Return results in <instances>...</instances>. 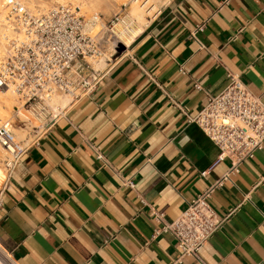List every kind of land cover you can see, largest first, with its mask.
I'll use <instances>...</instances> for the list:
<instances>
[{
  "label": "crops",
  "instance_id": "obj_1",
  "mask_svg": "<svg viewBox=\"0 0 264 264\" xmlns=\"http://www.w3.org/2000/svg\"><path fill=\"white\" fill-rule=\"evenodd\" d=\"M158 8L103 60L95 92L64 100L62 115L20 138L27 151L0 181V245L18 264H264V147L212 193L227 219L199 257L183 256L170 233L153 236L163 225L153 210L174 221L231 167L188 116L228 73L264 104V0Z\"/></svg>",
  "mask_w": 264,
  "mask_h": 264
},
{
  "label": "built area",
  "instance_id": "obj_2",
  "mask_svg": "<svg viewBox=\"0 0 264 264\" xmlns=\"http://www.w3.org/2000/svg\"><path fill=\"white\" fill-rule=\"evenodd\" d=\"M28 1L11 0L6 5L8 19L6 23L3 21V31L8 51L0 63V89L13 87L24 101L28 111L26 117L36 119L37 127L41 128L64 112L65 108L51 104L56 95L72 102L97 90L106 66L97 67L94 62L105 59L107 65L122 42L117 38L107 47L112 37L100 36L106 23L94 34L91 26L99 21L97 17L86 20L81 9L72 2H55L47 9H32ZM125 17L121 14L112 22L116 24ZM198 27L203 28V25ZM182 71L186 72L183 67ZM227 76L229 84L218 94H210L207 105L196 117L188 116V120L197 123L218 147L216 163L231 159L230 169L189 201L174 221L165 222V215L153 210L155 220L163 223L154 229L153 236L172 234L183 256L199 257L205 242L227 219L220 218L210 204L212 193L232 174L238 173L244 161L254 159L255 153L264 147L263 102L252 94L239 73ZM15 114L17 121L20 118L18 110ZM14 122L7 119L0 123V150H6L2 162L7 177L27 151L26 143L16 137ZM206 173L203 171L202 175ZM127 184L135 188L132 180ZM3 185L0 187V210L4 203ZM142 201L146 204L143 198ZM12 258L0 245V264H18Z\"/></svg>",
  "mask_w": 264,
  "mask_h": 264
},
{
  "label": "bare ground",
  "instance_id": "obj_3",
  "mask_svg": "<svg viewBox=\"0 0 264 264\" xmlns=\"http://www.w3.org/2000/svg\"><path fill=\"white\" fill-rule=\"evenodd\" d=\"M7 1L9 2L11 0H0V24L3 23V21L5 19L6 20L8 19L7 15L5 16V5H6ZM51 1H53V0H51ZM55 1L58 2V3H65L67 0H54V2ZM164 1H166V0H131V2H132L131 9L134 10V13H133V10H132V12L127 14L124 19L120 18V21L117 22L115 24V26H114L115 33H117V35L121 38L120 41L123 44L127 45L135 37H137L139 35V33L142 31L141 25L145 24V22H146L145 14L149 13V14L152 15L155 12H157L159 10L158 6ZM36 3H37L36 0H32L31 1L32 9H37ZM40 3H41V1H40ZM96 3H97L96 0H81V2H79V6L83 7V8L91 7V6L94 7L96 5ZM39 5L44 6V8L49 6V5H47L46 2H42ZM88 10L90 11V9H88ZM144 12H145V14H144ZM6 20L4 21L5 23H6ZM2 30H3V24L0 26V34L3 36V38L5 40L6 38H5V35H4V31H2ZM3 50L0 48V62H1V55H2L1 53H4ZM103 60L105 61V59H100L98 62L96 61L97 62L96 66L103 68L104 67L103 66L104 65L103 64ZM13 92H15L17 95H19L16 92V90L13 87H11V86H10V88L0 89V103H3L5 106H8L10 108L13 107L10 104L11 97H12L11 94H13ZM13 98H14V95H13ZM61 98H60V96L56 95L54 97V99L51 101V104L53 106H58L59 105L60 107L63 108V106L65 105L64 104L65 103L64 100L67 101V102H70V99L67 98V97L61 96ZM17 101H18V104L20 106L24 105V101L22 102V100H20V99L17 100ZM24 112H25V115L21 116V118L19 119L20 121L18 120L19 122L15 123V124H17V127H15V132H16V137H17L18 140H20L18 137L21 138V137H23V136H25L27 134H32L33 135V134L38 132V129L36 127L39 126V124L36 123L37 121H35V119L29 120V118L26 117L27 111L24 110ZM2 150H4V149H2ZM5 151L6 150H4V152ZM4 157H5V154L0 160L1 169L7 175L6 170L4 168V165H3V162H2V159Z\"/></svg>",
  "mask_w": 264,
  "mask_h": 264
},
{
  "label": "rangeland",
  "instance_id": "obj_4",
  "mask_svg": "<svg viewBox=\"0 0 264 264\" xmlns=\"http://www.w3.org/2000/svg\"><path fill=\"white\" fill-rule=\"evenodd\" d=\"M31 1L32 0L28 1V3H30V6H31ZM40 1H41V3L42 2H46L47 5H49V6L56 2V1L54 2V0L53 1H51V0H36L37 8L39 6L40 8H43V9H47V8H49V6L44 8V6L39 5V4H41ZM96 1H97V3H96V5L94 7L91 6V7H85V8L79 6V2H81V0H67L65 3L72 2L74 5L79 7L81 9V11H82V14L85 16L86 20H88V21H90L93 18L97 17V20H99V21L96 24H94L93 27L91 26V28H93V32L95 34L102 30L101 29V24H105L106 23L107 27L103 28L102 32L100 33V36H106L107 38L112 37V39L109 40V42L107 44V47H111L112 46V42L114 40H116L117 38H120L117 35V33H115V29H114L115 24H113L112 20L116 16H119L121 14H123V16H124V15H127V14L131 13L132 10H133V9H131L132 2H131V0H96ZM7 2H6V5L8 4ZM6 5H5V13H6ZM88 9H90V11ZM133 13H134V10H133ZM144 14H145V12H144ZM6 15H7V13H6ZM2 24L3 23H1L0 26ZM0 37H1L0 38V40H1L0 41V48L2 50L4 49L3 50L4 53H1L2 54L1 55V60H2L6 56L8 50H6L7 49L6 39L4 40L2 35ZM119 45H120L119 47H124V45L122 43H119ZM97 62L96 61L94 62L95 66H96ZM13 95H14V98H13ZM11 96L12 97H11L10 104L14 107L18 103L17 100H19V99L21 100V97L19 95H17L15 92H13V94H11ZM13 107H11V108L8 107V106H3L2 107L1 113H3L4 116L1 117V115H0V123L2 121H4V120H7V119H11L12 122L15 121V118H16L15 117L16 116L15 113H16L17 110L16 111H15V109L13 110ZM24 115H25V112L22 111L21 114H20V118H21V116H24ZM35 121H37V120L35 119ZM36 123H38V122H36ZM15 127H17V124H16ZM18 138L20 139V137H18ZM33 140L34 139H32L31 141H33ZM4 154H5L4 150L1 149L0 150V160L4 156ZM4 175H5V173L0 170V181H2V179L4 178Z\"/></svg>",
  "mask_w": 264,
  "mask_h": 264
}]
</instances>
